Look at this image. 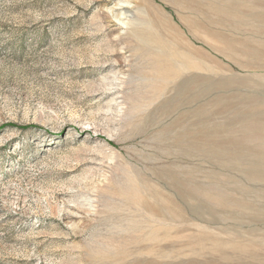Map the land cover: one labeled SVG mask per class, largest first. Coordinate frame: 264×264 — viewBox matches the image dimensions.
I'll return each instance as SVG.
<instances>
[{
    "label": "rangeland",
    "instance_id": "rangeland-1",
    "mask_svg": "<svg viewBox=\"0 0 264 264\" xmlns=\"http://www.w3.org/2000/svg\"><path fill=\"white\" fill-rule=\"evenodd\" d=\"M0 264H264V0H0Z\"/></svg>",
    "mask_w": 264,
    "mask_h": 264
},
{
    "label": "bare ground",
    "instance_id": "bare-ground-1",
    "mask_svg": "<svg viewBox=\"0 0 264 264\" xmlns=\"http://www.w3.org/2000/svg\"><path fill=\"white\" fill-rule=\"evenodd\" d=\"M178 41L180 42H175L171 50L167 47L169 49L167 53L169 54V56H172L173 59L179 60L178 62L182 63L183 65H186V63L188 62L190 58H192V56L207 58V56L203 54L202 52L197 51L196 49L185 45V43H182L181 40H178ZM248 51L250 52L252 50L248 49ZM153 194H156L154 193V190L151 191L150 195H153ZM154 197L158 198V196L156 195ZM166 201H167V198H166ZM141 206L143 208V211L145 212L147 224L151 222L152 217H154L155 215H161L165 213V211H167V205H160V208L158 209V208H155V206H157L155 205V203L154 204L150 203L148 200H141Z\"/></svg>",
    "mask_w": 264,
    "mask_h": 264
}]
</instances>
